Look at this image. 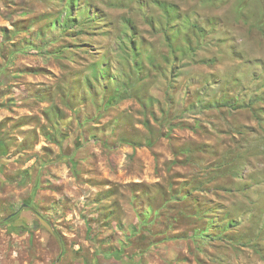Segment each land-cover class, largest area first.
<instances>
[{"label":"rangeland","instance_id":"obj_1","mask_svg":"<svg viewBox=\"0 0 264 264\" xmlns=\"http://www.w3.org/2000/svg\"><path fill=\"white\" fill-rule=\"evenodd\" d=\"M216 1L0 0V264H264V0Z\"/></svg>","mask_w":264,"mask_h":264},{"label":"trees","instance_id":"obj_2","mask_svg":"<svg viewBox=\"0 0 264 264\" xmlns=\"http://www.w3.org/2000/svg\"><path fill=\"white\" fill-rule=\"evenodd\" d=\"M223 1H224V3H225V2H227V1H229V0H223ZM214 3H215L216 5H219L218 2H217L216 0H214ZM222 3H223V2H222ZM72 4H73V2H72V0H71L69 6H72ZM68 10H69V11H72V9H71L70 7H69ZM84 16L88 18V17H89V13H85ZM75 17H76V16H74V17H72L71 19H69V22H73L74 19H75ZM69 22H66V24L69 23ZM54 23H55V22H54ZM134 49H138V48L135 47ZM137 53H138V55H139V51H137ZM99 70H100V68H99V69H95L94 76L98 77V76H102V75H103V74L99 75ZM107 71H108V68H107ZM106 73H107V72H106Z\"/></svg>","mask_w":264,"mask_h":264}]
</instances>
